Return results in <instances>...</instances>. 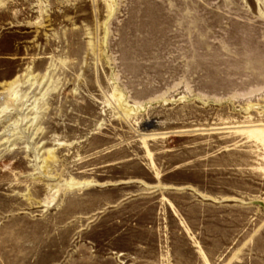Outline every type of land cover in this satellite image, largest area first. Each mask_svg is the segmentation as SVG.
Masks as SVG:
<instances>
[{
  "label": "rangeland",
  "instance_id": "1",
  "mask_svg": "<svg viewBox=\"0 0 264 264\" xmlns=\"http://www.w3.org/2000/svg\"><path fill=\"white\" fill-rule=\"evenodd\" d=\"M0 264H264V0H0Z\"/></svg>",
  "mask_w": 264,
  "mask_h": 264
}]
</instances>
